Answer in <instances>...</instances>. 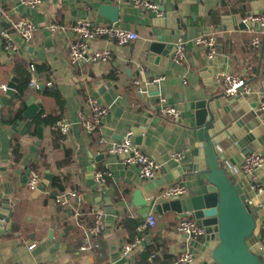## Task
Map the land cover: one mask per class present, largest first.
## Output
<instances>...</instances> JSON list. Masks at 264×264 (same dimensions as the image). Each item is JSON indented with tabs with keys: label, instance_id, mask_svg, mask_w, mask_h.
Segmentation results:
<instances>
[{
	"label": "crops",
	"instance_id": "1",
	"mask_svg": "<svg viewBox=\"0 0 264 264\" xmlns=\"http://www.w3.org/2000/svg\"><path fill=\"white\" fill-rule=\"evenodd\" d=\"M154 1L163 17L135 8L131 0H44L34 8L20 0H0V26L9 30L19 47L18 52L10 54L0 42V212L5 207L7 190L11 192L10 221L0 236L1 264L112 263L122 246L138 235L144 241L127 257L129 264H174L191 247V241L177 230V225L181 218L193 217L172 210L160 213L154 202L150 212L157 215L158 224L140 234L137 226L146 217L140 216L139 208L133 206L134 192L141 189L147 198L161 196L179 183L188 188L186 196L205 190L203 175H181L177 171L178 167H191L194 158L196 103L224 94L222 84L216 81L224 72L245 78L264 97V27L241 28L233 19L241 16L243 20L252 13L264 15V0ZM112 16L118 20L113 21ZM18 18H27L36 26L33 41L23 40L11 26L10 20ZM81 18H89L95 25L116 24L137 32L139 38L125 45L96 39L92 48H111V60L73 66L69 63L73 41L69 28ZM51 22L60 23L67 30L52 33L46 28ZM204 34L217 38L213 62L207 49L196 43ZM255 36L260 37L261 45L251 52L247 45ZM180 38L187 49L184 64L177 63L172 53ZM154 42L165 44L161 50L169 49V53L151 51ZM160 77L161 81L156 82ZM32 78L38 83L37 88L30 86ZM40 84H44L43 90L39 89ZM2 85L8 88L4 90ZM89 95L108 109L92 134L81 123V113H90L85 104ZM31 99L35 114L29 119L25 111ZM163 99L181 112L179 119L160 114ZM216 113L227 124L254 118L238 102L223 106ZM48 114L60 119L56 124L36 123L37 118ZM61 119L70 124L67 133L59 127ZM40 126L41 140L37 134ZM131 130L135 131L134 141L141 150L161 164L154 180L140 177L138 167L124 165L120 158L109 156L99 143L100 138L120 140ZM15 142H20L22 151L17 163L13 158ZM174 151L184 152L180 162L169 160ZM257 151L264 152V145ZM100 155L103 157L97 160ZM243 160L236 166L230 164L232 178L251 190L253 176L240 170ZM33 165L42 180L48 172L52 175L44 189L32 191L27 182H22L29 170H35L30 169ZM108 170L111 175L105 174ZM98 173L104 174L103 183L97 181ZM256 177L264 187V167L257 170ZM155 181L164 184L146 192L145 188ZM54 191L59 195L76 192L77 198L71 207L60 206L55 202ZM96 208L106 213L114 210L116 214L111 222L105 219L102 233L91 240L98 242L100 248L79 251L89 242L87 227ZM79 211L81 216L77 215Z\"/></svg>",
	"mask_w": 264,
	"mask_h": 264
},
{
	"label": "water",
	"instance_id": "2",
	"mask_svg": "<svg viewBox=\"0 0 264 264\" xmlns=\"http://www.w3.org/2000/svg\"><path fill=\"white\" fill-rule=\"evenodd\" d=\"M111 19L118 20L117 16H112ZM233 19L238 20L241 28L260 26L257 22H244L241 16ZM163 46L166 47L163 43L154 42L151 51L169 53V49L161 50ZM172 51L174 55L175 47ZM210 61L213 62L214 58ZM43 88L44 84H40L39 89ZM263 99L258 93L241 91L231 97L221 94L197 101L194 127L197 141L194 144V158L191 167H178L177 171L181 175H203L204 191L171 199L163 195L147 198L141 189L134 192L133 206L139 208L142 217H147L154 202L160 213L172 210L178 214L192 216L205 226V239L192 241L188 249L193 254V260L189 264H264V245L259 238L261 217L264 215V191L254 192L242 181H235L230 168V164L236 166L242 158L264 145V112L259 110ZM235 102L247 113L251 112L254 118L248 121L241 118L230 124L219 120L217 109ZM33 103V99L27 101L25 115L29 119L35 114ZM38 106L41 107L42 103ZM37 134L41 140L42 126L38 127ZM102 157L97 156V160ZM29 173L30 170L22 182H27ZM51 179L52 175L48 172L39 188L47 187ZM163 184V181H155L145 190L149 192ZM10 193L8 189L5 194V207L0 212V236L5 232V224L10 221ZM55 195L56 191L53 192V196ZM107 213L106 221L111 222L116 212L109 210ZM112 263L129 264V260L118 253L113 257Z\"/></svg>",
	"mask_w": 264,
	"mask_h": 264
},
{
	"label": "built area",
	"instance_id": "3",
	"mask_svg": "<svg viewBox=\"0 0 264 264\" xmlns=\"http://www.w3.org/2000/svg\"><path fill=\"white\" fill-rule=\"evenodd\" d=\"M21 3L28 8H34L44 2V0H20ZM134 7L147 12H153L158 17H163V12L160 6L154 0H131ZM244 22H257L261 27H264V15L259 13L248 14L244 19ZM11 26L18 31L22 39L26 42L33 41L35 37L36 26L31 20L27 18H18L10 20ZM46 28L55 34H62L67 29L64 25L51 22ZM69 30L73 34V41L70 44L69 49V63L73 66H80L83 63H97V62H107L111 60L113 50L111 48H106L104 50H97L92 48L91 43L99 38H104L111 43L117 45H125L137 40L139 34L132 30H126L119 27L116 24H99L95 25L89 18L78 19ZM0 42L4 44V48L10 54L18 52V44L12 40L9 30L6 27L0 26ZM196 43L205 47L207 49V55L209 59H213L217 55L218 42L217 38L212 34H204L197 38ZM261 45V39L255 36L250 43L247 45L249 50L252 52L258 49ZM187 49L186 43L183 39H178L175 44V61L179 64H184L186 62ZM31 71L35 72L36 68L31 65ZM160 78H156V82L161 81ZM216 81L222 84L224 89V94L227 97L235 96L241 91L243 93H258L255 89L250 87L245 78L240 75H234L230 73H221L216 77ZM139 81L136 80L135 84L139 85ZM31 87H38V83L34 78L30 81ZM1 88L6 90L7 85H2ZM142 92V89L139 88ZM164 104L160 109V114L172 120H177L180 118L181 112L174 106L166 104L165 99H163ZM85 104L89 109L90 113H81V123L84 126L86 132L92 134L96 131L102 124L104 117L108 113V109L104 107L101 102L94 96L89 95L85 100ZM259 110L264 112V99L259 105ZM59 127L63 133H67L70 129V124L64 119L59 121ZM135 131H129L125 137L120 140H105V138H100L99 143L104 145L106 153L111 157L120 158L122 163L127 166H136L139 169L140 177L146 180H154L160 169L161 164L157 160L141 150L139 145L134 141ZM184 158L183 151H174L169 154V160L175 162H180ZM264 167V152L252 151L247 155L240 165V170L245 174H250L253 176V181L251 182V190L257 193H262L264 191L263 185L257 180L256 172L257 170ZM106 175H111L108 170L105 172ZM97 181L103 183L105 181L104 174L98 173ZM42 176L37 170H32L29 173L27 180V187L34 191L39 188L42 183ZM188 188L183 184H175L168 188L163 196L167 199L175 197H184L188 194ZM77 198L76 192H69L68 194H57L55 196V202L60 206L71 207L73 202ZM83 213L81 211L77 212L78 216ZM107 213L102 209L96 208L93 210V217L91 219L90 225L87 227V237L89 242L84 244L79 248V251H87L90 249L100 248L98 242H92L91 240L100 236L104 229L105 219ZM158 224L157 215L154 212H149L147 217L137 226V231L142 234L146 231H151ZM177 230L187 236L188 240L192 241H203L207 235L205 226L200 223L195 218L183 217L180 219ZM261 243L264 245V217L261 218V231L259 234ZM91 241V242H90ZM144 241L142 235H138L133 241L124 244L121 248L120 254L122 257H128L130 253L138 246H140ZM35 244L31 245L33 248ZM78 251V252H79ZM193 260V254L187 251L181 256V258L174 264H189ZM114 264V263H106Z\"/></svg>",
	"mask_w": 264,
	"mask_h": 264
},
{
	"label": "trees",
	"instance_id": "4",
	"mask_svg": "<svg viewBox=\"0 0 264 264\" xmlns=\"http://www.w3.org/2000/svg\"><path fill=\"white\" fill-rule=\"evenodd\" d=\"M60 119L59 116L57 115H52V114H48L47 116L45 117H42L40 116L39 118H37L35 121L36 123L38 124H56L58 122V120ZM95 132V131H94ZM93 132V133H94ZM22 157V151H21V145H20V142H15L13 144V158H14V161L17 163L20 161ZM30 169H35L37 170V168L33 165L30 167Z\"/></svg>",
	"mask_w": 264,
	"mask_h": 264
}]
</instances>
